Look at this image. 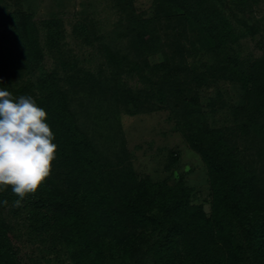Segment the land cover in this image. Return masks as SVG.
I'll use <instances>...</instances> for the list:
<instances>
[{"label": "trees", "instance_id": "trees-1", "mask_svg": "<svg viewBox=\"0 0 264 264\" xmlns=\"http://www.w3.org/2000/svg\"><path fill=\"white\" fill-rule=\"evenodd\" d=\"M121 1L132 10L122 9L121 23L109 33L132 46L134 71L142 73L145 65L163 73L169 96L157 81L145 93L146 102L129 91L122 100L119 87L120 94L101 85L98 89L112 97L119 94V102L137 111L170 108L179 113L176 123L209 168L212 211L207 214L192 203L183 184L150 182L124 158L111 162L101 155L82 121L84 105L77 109L70 90L56 88L52 73L39 78L35 101L55 133L56 158L42 187L17 209L27 212L33 228L58 230L54 238L66 240L74 264H264V56L241 60L237 52L225 51L238 41L228 18L239 23L253 19L262 30L264 0H153L144 10L136 0ZM18 18L19 32L28 41V16ZM125 51L121 42L123 59L130 60ZM42 56L36 39V59ZM116 76L110 78L117 82ZM222 76L241 81L244 94L234 105L236 123L229 128L203 120L199 92L209 79L218 82ZM90 85L88 90L95 91ZM219 96L222 101L213 105L225 107L226 94ZM155 97L170 106L157 105ZM189 120L194 128L186 130L183 123ZM16 199L11 186L0 192V264H23L7 218Z\"/></svg>", "mask_w": 264, "mask_h": 264}, {"label": "rangeland", "instance_id": "rangeland-1", "mask_svg": "<svg viewBox=\"0 0 264 264\" xmlns=\"http://www.w3.org/2000/svg\"><path fill=\"white\" fill-rule=\"evenodd\" d=\"M152 3L153 0H136L135 4L144 10ZM122 9L128 13L132 10L121 0H0V88L11 91L15 97L30 95L36 99L41 92L39 78L52 73L56 88L69 89L77 109L84 105L80 108L84 110L82 121L101 155L111 162L116 161V156L124 158L132 171L150 182L183 184L192 203L201 205L210 214L213 191L209 168L185 138L181 131L184 127L176 123L174 116L180 120L179 113L174 115L177 111L170 108L137 111L129 102L118 101L120 93L126 101L129 91L135 96L140 94L146 102L149 94L145 93L149 92L151 82L163 84L160 71L153 72L145 65L142 73L134 71L132 61L136 55L132 46L119 40L118 34L115 37L116 33H109L121 23ZM262 9L264 13V1ZM21 13L30 21L28 41L19 32ZM238 16L241 17L239 13ZM228 19L237 30L238 41L225 51L229 55L237 52L241 60L248 55L264 56V27L257 31L250 18H241V23L236 18ZM36 39L43 54L38 60ZM121 42L130 60L123 59ZM116 73L117 82L110 78ZM92 83L95 91L88 90ZM100 85L116 93L120 88L121 92L115 95L116 99L103 94L98 89ZM163 85V92L169 96L167 85ZM199 92L202 111L206 112L203 120L207 119L214 127L235 125L234 105H239L244 95L241 81H230L227 76L218 82L209 79ZM224 93L228 104L222 108L214 106L222 101L219 95L223 97ZM159 101L155 102L159 106H170ZM214 107L219 109L215 111ZM183 124L186 130L194 128L190 120ZM17 208L14 203L9 205L7 218L11 223L10 237L23 264H74L66 240L62 236L54 238L60 234L58 230L33 228L27 212Z\"/></svg>", "mask_w": 264, "mask_h": 264}, {"label": "clouds", "instance_id": "clouds-1", "mask_svg": "<svg viewBox=\"0 0 264 264\" xmlns=\"http://www.w3.org/2000/svg\"><path fill=\"white\" fill-rule=\"evenodd\" d=\"M54 140L47 112L32 96L15 97L0 88V192L11 186L18 197L14 206H21L49 177L58 148Z\"/></svg>", "mask_w": 264, "mask_h": 264}]
</instances>
